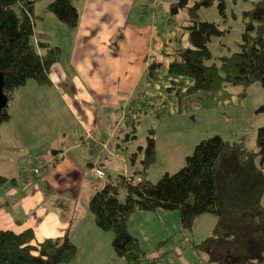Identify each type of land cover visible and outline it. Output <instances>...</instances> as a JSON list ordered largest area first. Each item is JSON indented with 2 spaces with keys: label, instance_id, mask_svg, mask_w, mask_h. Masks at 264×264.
<instances>
[{
  "label": "crops",
  "instance_id": "0c3cea01",
  "mask_svg": "<svg viewBox=\"0 0 264 264\" xmlns=\"http://www.w3.org/2000/svg\"><path fill=\"white\" fill-rule=\"evenodd\" d=\"M49 1L35 3L34 12L43 3L36 19L39 23L48 20L53 29L35 21L31 40L35 45L43 41L59 46L61 54L50 67L49 84L28 79L15 90L8 103L10 117L0 124V176L4 178L0 182V229L18 233L31 228L33 243L66 235L77 246V254L91 248L94 252L106 243L88 209L90 197L106 182L102 160L111 174L131 176L140 168L142 153L139 156L133 150L144 147L130 148L135 154L131 162L123 145L111 143L125 140L122 135L131 131L128 118L135 94H143L148 100L145 105L154 108L152 73L148 71L158 16L143 23L141 15L147 13L141 5L158 6L159 0H72L79 11L75 28L44 10ZM167 2L170 7L175 4V0ZM133 10L138 22L131 20ZM166 24L168 18L161 25ZM197 34L195 40L200 38ZM44 51L38 47L39 53ZM143 76L148 77L144 84ZM133 138L129 134L128 143ZM184 148L173 143L158 150L155 142L156 158L173 159L179 149L182 153L177 158L182 162L189 150ZM40 158L47 161L46 172L22 179ZM108 158L113 162L107 163ZM95 168L104 175L96 176ZM127 225L149 254L147 259L156 264H172L166 257L169 253L174 257L178 253L182 264H191L184 252L197 256L192 247L193 252L178 250L177 243L184 237L176 210H137L129 215Z\"/></svg>",
  "mask_w": 264,
  "mask_h": 264
},
{
  "label": "trees",
  "instance_id": "16d2710c",
  "mask_svg": "<svg viewBox=\"0 0 264 264\" xmlns=\"http://www.w3.org/2000/svg\"><path fill=\"white\" fill-rule=\"evenodd\" d=\"M39 1L0 0V124L10 117L8 103L15 90L28 79L49 84L50 67L61 54L59 46L43 41L35 45L31 40L35 19L40 17L34 13ZM187 2L179 0L177 5L184 7ZM13 5L20 7V19L11 15ZM222 6L220 2V11ZM44 10L69 28L78 24L79 11L72 0H51ZM244 14L248 21L239 51L210 64L207 41L219 35L220 30L213 22H195L192 28L200 39L194 40L192 46L179 47L168 64L170 75L191 80L179 98L198 91L225 90L229 85L259 83L264 90V0H257L254 8ZM38 47L44 48V53H39ZM153 64L150 69L160 65L151 67ZM154 142L148 136L138 170L131 176L119 175L106 181L88 201L96 225L114 233V249L126 264H156V260L147 259L145 249L129 232L127 221L137 210L158 208L178 212L183 237L193 249L207 255L208 263L230 264L221 254L225 243L241 251L234 263H248L253 258L264 261V124L257 129L256 150L214 134L194 145L182 167L151 182L146 174L156 159ZM203 213L214 214L216 221L211 233L195 242L189 236L195 219ZM33 239L31 228L18 233L0 229V264L68 263L77 254V246L66 235L36 243Z\"/></svg>",
  "mask_w": 264,
  "mask_h": 264
},
{
  "label": "rangeland",
  "instance_id": "374dc122",
  "mask_svg": "<svg viewBox=\"0 0 264 264\" xmlns=\"http://www.w3.org/2000/svg\"><path fill=\"white\" fill-rule=\"evenodd\" d=\"M137 1L140 2L142 0H135V2ZM178 1L175 0L173 7L169 6L167 0H159L158 6L149 5L147 7L146 5H141L146 9L147 13V15H141L144 19L143 23H148L152 15L158 16L156 19L158 36L152 44L151 62L154 64L160 63V65L154 69L149 68L148 71L149 74L152 73L151 83L153 89L151 93L153 95L154 108L152 109L145 105V103H148V100L143 94H135L133 101L130 102V105L133 107V113L128 118L131 121L128 126L131 131L129 130L130 133L122 135V138H125V140L119 142L113 141L111 144L115 145L118 143L120 146L123 145V151L130 152L128 154L130 155L132 153L130 151L131 147H145L148 136H151L156 142L158 150L174 143V145L185 146L183 150L188 148L187 153L190 154L194 145L200 140L214 134H219L223 138L237 143L239 146L256 150L257 129L264 124V90L259 83H253L249 86L229 85L225 90L198 91L179 98V95L191 83V80L170 75L168 63L174 59L176 50L179 47L192 46L196 33L192 27L195 22L199 21L213 22L220 30L219 35L212 36L207 41V46L211 52V57L207 60L208 64L219 62L221 56L231 55L239 51V43L248 21L244 13L253 9L254 3L257 0H188L184 7L177 5ZM220 2L223 3L221 11L219 9ZM42 5H36L35 15L41 13ZM10 13L18 19L21 17L18 5H13ZM134 13L133 10L131 20L138 22ZM167 18L169 24L161 25L164 23V19ZM35 21L38 25L48 24L53 29L52 23L48 20H45L44 23H39L37 19ZM53 36H57L56 30ZM197 37H199L198 34ZM63 38L65 37L63 36ZM155 40H157L156 43ZM154 64L151 67H154ZM148 73L147 76H149ZM147 76H143L142 84L147 80ZM171 85L172 88L169 89ZM140 91H143V86ZM135 104L138 107H135ZM126 112H129V109ZM129 134L134 135V138L128 143L127 137ZM170 140L173 143L172 141L170 143ZM133 151L139 153V156L141 153L142 157L144 156V150L138 151L135 148ZM181 153L182 150L178 149L175 151L173 159L158 156L148 168L146 179L156 182L165 172L172 173L178 170L184 165L185 160L184 158L182 162H178L179 158L177 157ZM134 155V153L131 154V157ZM128 159L132 162L129 156ZM102 162L100 166L106 173L105 181L110 179L109 175L113 178L112 180L119 176L117 172L111 174L109 167L103 166ZM110 162H113V159L111 161L108 158L107 163ZM262 167L264 170V162ZM26 175V173H23L21 178L23 179V176L26 177ZM91 179L94 182L100 181L95 177H91ZM88 183L89 181H87L85 187ZM121 198H123V192H121ZM215 221L216 216L214 214L204 213L195 221V225L191 229V235L189 236L190 239L198 242L209 235ZM101 231L106 239L103 248L94 252H92V248L82 251L78 250L77 256L75 255L76 257L70 262L56 264H91L93 261H95L94 264H126V259L117 254L114 249V233L110 230ZM184 239L182 238V242L179 241L177 243L179 246L178 250L184 251L188 249L189 252H193L190 244L186 243L187 239ZM195 252L197 256L187 254L186 252H184L183 256L187 257L191 264H221L216 262L208 263L207 256L200 249H195ZM240 252V249H237L233 244L225 243L221 254L227 263L233 264ZM146 255L148 256L149 254L146 252ZM177 255L179 254H175L174 257V255L169 253L166 257L172 264H182L178 261ZM251 263L264 264V261H258L253 258L248 259V263L242 260V262H235L234 264Z\"/></svg>",
  "mask_w": 264,
  "mask_h": 264
},
{
  "label": "built area",
  "instance_id": "2783aa9c",
  "mask_svg": "<svg viewBox=\"0 0 264 264\" xmlns=\"http://www.w3.org/2000/svg\"><path fill=\"white\" fill-rule=\"evenodd\" d=\"M46 168H47V161L43 158H40L35 162L34 165L29 167L27 170H25V172L30 177L41 176L46 172ZM94 174L98 177H102L104 175V172L99 168H95Z\"/></svg>",
  "mask_w": 264,
  "mask_h": 264
},
{
  "label": "water",
  "instance_id": "95a60500",
  "mask_svg": "<svg viewBox=\"0 0 264 264\" xmlns=\"http://www.w3.org/2000/svg\"><path fill=\"white\" fill-rule=\"evenodd\" d=\"M0 94H1V86H0ZM1 106H2V104L0 103V109H1Z\"/></svg>",
  "mask_w": 264,
  "mask_h": 264
}]
</instances>
